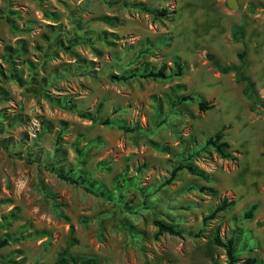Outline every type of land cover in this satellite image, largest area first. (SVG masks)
<instances>
[{
	"label": "rangeland",
	"instance_id": "obj_1",
	"mask_svg": "<svg viewBox=\"0 0 264 264\" xmlns=\"http://www.w3.org/2000/svg\"><path fill=\"white\" fill-rule=\"evenodd\" d=\"M236 2L0 0L5 264H226L214 235L264 264V0Z\"/></svg>",
	"mask_w": 264,
	"mask_h": 264
},
{
	"label": "trees",
	"instance_id": "obj_2",
	"mask_svg": "<svg viewBox=\"0 0 264 264\" xmlns=\"http://www.w3.org/2000/svg\"><path fill=\"white\" fill-rule=\"evenodd\" d=\"M151 13H156L153 10H149ZM163 13V11H162ZM105 21H107V19L105 18ZM232 37L234 39H238L240 37L241 31L239 30L238 27L234 26L232 28ZM210 60H212L214 62V66L215 68L221 72V73H225L227 71H229L230 69H232L233 67L231 65H219L216 61V59L212 56L207 54L206 55ZM236 56L239 60V62L242 64V66H246L247 65V60L246 57L244 55V51L241 50L239 52L236 53ZM179 69V67L177 68ZM178 73V72H177ZM147 75L150 76H154V77H163V73L161 68L157 71H149V73ZM242 84L245 86L246 90H245V94L248 96V98L253 99V101L257 104L263 105L264 103L260 100H257L256 96L254 95L253 92V88L251 86V83L247 80V79H243L242 80ZM198 107L200 109H205L207 108V104L204 102H200L198 103ZM109 120L105 119L103 120V123H108ZM221 139V132L220 131H216L213 133V135L208 138L207 143L210 144L214 150L222 157V158H230V153L229 152H225L223 150L224 147H227V144L223 141H220ZM220 141V142H219ZM263 147H264V142H263ZM179 167L181 168H185L187 171H189L192 174L198 175L202 177L201 172L195 170L193 167L189 166V165H179ZM57 177L63 179V180H67L69 182L75 183L76 180L71 178L70 176L63 174L59 171H55ZM227 203L225 201H221L220 204H218L213 211L208 215V217H213V215L218 211V210H222L224 207H226ZM256 205L253 203L251 204L247 210L244 212V214L247 217H250V214L252 213V211L255 209ZM153 225H155L156 229L154 232V236H158L162 233H168L171 235H177L179 234V231H177L172 225L161 221V220H156L154 219L152 221ZM211 241L218 245L221 246L224 249V254H225V258H226V264H253V258L251 257H245L243 260L239 261L237 260V258L234 255V251H233V238L232 237H228L225 240H220V238L217 235H214L211 237ZM6 243V239L5 238H1L0 239V247L4 246ZM68 259L72 264H90L94 262V259L92 257L89 256H79L76 257L74 255H68ZM60 261H63V258H60ZM0 262L5 264V260H3V258L0 257Z\"/></svg>",
	"mask_w": 264,
	"mask_h": 264
},
{
	"label": "water",
	"instance_id": "obj_3",
	"mask_svg": "<svg viewBox=\"0 0 264 264\" xmlns=\"http://www.w3.org/2000/svg\"><path fill=\"white\" fill-rule=\"evenodd\" d=\"M225 4L228 8L235 9L237 7L236 0H225Z\"/></svg>",
	"mask_w": 264,
	"mask_h": 264
}]
</instances>
